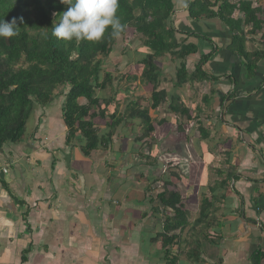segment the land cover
I'll return each mask as SVG.
<instances>
[{
  "label": "crops",
  "instance_id": "crops-1",
  "mask_svg": "<svg viewBox=\"0 0 264 264\" xmlns=\"http://www.w3.org/2000/svg\"><path fill=\"white\" fill-rule=\"evenodd\" d=\"M187 1L173 0L172 20L176 37L197 47L185 58L188 75L201 55L211 54L202 67L208 77L181 86L167 77L168 94L188 115L170 112L168 103L157 107L156 129L142 144L160 154L133 169L130 123L118 126L111 151L84 156L78 141L64 142L63 97L36 107L21 139L0 151V264H264V24L255 34L241 25L245 50L261 53L248 73L230 49L228 26L192 20ZM240 3L232 18L242 21ZM129 82L120 81L119 94L148 96L139 79ZM164 140L170 143L162 151ZM164 179L186 214V225L167 235L166 213L153 212L157 201L146 203L143 195L145 180L162 191Z\"/></svg>",
  "mask_w": 264,
  "mask_h": 264
},
{
  "label": "trees",
  "instance_id": "trees-1",
  "mask_svg": "<svg viewBox=\"0 0 264 264\" xmlns=\"http://www.w3.org/2000/svg\"><path fill=\"white\" fill-rule=\"evenodd\" d=\"M239 1L188 0L185 10L192 20H218L227 25L233 33L230 49L244 60L250 73L261 53L245 50V33L241 25L250 26L246 34H255L264 24V6ZM239 3L244 14L242 21L232 18ZM67 7L60 0H0V20L15 18L19 25L17 36L0 37V151L5 144L21 139L36 107L49 104L58 95L63 97L64 142L69 145L78 141L84 156L100 149L111 151L115 128L128 123L140 129V135L134 140H144L156 129L152 114L165 103L170 112L188 115V109L179 102L176 94H168L159 88L161 69L155 59L168 54L172 60H178L174 86H181L186 81L208 77L202 67L211 54L201 55L193 73L188 75L185 58L196 53L197 47L176 37L179 29L172 20L173 0H119L117 16L124 28L118 36H112L109 27L98 42L64 41L52 36L53 26ZM21 18L23 23H20ZM132 33L140 35L147 50L136 61L137 69H130L132 73L122 77L103 71V57L109 56L118 41ZM138 79L148 96L129 100L127 95L119 94L120 81ZM57 88L61 93L56 92ZM108 90L110 92L104 95ZM119 95L124 102L120 101ZM79 99L84 102L79 103ZM121 103L125 104L118 109ZM140 155L141 158L151 157L149 152L146 156ZM162 181V191L147 200L149 204L157 201L158 205L151 207L153 212L166 213L163 232L167 235L186 225V214L180 194L168 188L166 179ZM168 209H171V215H167Z\"/></svg>",
  "mask_w": 264,
  "mask_h": 264
},
{
  "label": "clouds",
  "instance_id": "clouds-1",
  "mask_svg": "<svg viewBox=\"0 0 264 264\" xmlns=\"http://www.w3.org/2000/svg\"><path fill=\"white\" fill-rule=\"evenodd\" d=\"M60 3L68 7L52 28V36L58 39L98 42L109 27L112 36H118L124 28L117 16L119 0H60ZM20 23H23L22 18ZM18 27L15 18L0 20V37L17 36Z\"/></svg>",
  "mask_w": 264,
  "mask_h": 264
},
{
  "label": "rangeland",
  "instance_id": "rangeland-1",
  "mask_svg": "<svg viewBox=\"0 0 264 264\" xmlns=\"http://www.w3.org/2000/svg\"><path fill=\"white\" fill-rule=\"evenodd\" d=\"M139 38H141L140 37V35H136V34H134V33H132V34H130L128 37H126V38H123V40H120V41H118V43L116 44V46H115V48L113 49V51L109 54V56H107V57H103V60H104V63H103V65H102V70L103 71H111V72H113V74L115 75V76H118V77H122L123 76V74H125V72L126 71H128V70H130V69H132V68H135V69H137V66H136V61L138 60V59H140L141 57H143L144 55H145V51H147L146 49H145V47H144V45L141 43V41H140V39ZM179 39V38H178ZM170 56L168 55V54H165L164 56H162V57H160V58H157V59H155V64H156V62H157V66L160 68V69H164V72L162 73V74H164L166 77H165V79H163L164 80V82H163V84H162V82H161V85L159 86V88H163L164 90H166L167 92H169L170 90H171V88H170V86H167V85H169L170 83H174V81L176 80V77H175V73H176V68L178 67V60L176 61V62H174V63H172V61L170 60ZM169 64H171V68H173V73L172 74H170L165 68H167L168 66H170ZM163 65V67L161 68V66ZM174 65V66H173ZM172 75V76H171ZM137 76V75H136ZM167 77H169V78H171L170 80H172V82H170V80L169 81H167ZM138 78V77H137ZM161 79V78H160ZM167 82H169V83H167ZM129 84H132V82H129ZM121 87H125V88H130L131 86L130 85H128V84H126V83H123V85H121ZM58 90L56 91V92H60V88H57ZM132 91H134V89H132ZM146 91V90H145ZM107 93H103L104 95L105 94H108V92H110V90H108V91H106ZM110 94V93H109ZM143 94H147L148 95V92L146 91L145 93H143ZM121 95L122 96H126L128 99H130L131 100V98H130V94L129 93H127V94H124V93H121ZM121 95H119V97L121 98L122 96ZM136 95L135 96H133L132 98H133V100H137V98H138V96L136 97ZM124 99L123 98H121V100L120 101H122V102H124L123 101ZM124 104L125 103H121L120 105H118V109H121L122 108V106H124ZM131 124V129H132V131H133V138L131 137V141L129 142V145H131V147L133 146V148L134 149H136V152H134V154H137L138 156L137 157H133V155H131L130 156V158L131 159H129L130 160V162H131V165H133V163L134 162H136V163H134L135 165H137L138 166V163H141L140 165L143 167V166H146V165H148L147 163H149L150 162V160H151V158L152 157H149V158H146V160L145 159H143V158H141V155L140 154H143V153H141V152H146V151H148L149 153H150V155L151 156H154V157H157L158 156V154H160V153H157L156 151L154 152L153 150H150V149H148V148H146V145L145 144H142V141H140V142H136L135 140H134V138H136L137 136H139L140 135V130H139V128H138V126L137 125H133L132 123H130ZM28 126L26 125V128H27ZM120 134V129H119V127H117V128H115V134ZM116 134V135H117ZM122 135V134H121ZM123 136H120L118 139H120V138H122ZM150 136H148V138H149ZM117 138V137H116ZM117 139V140H118ZM112 142L114 141L113 140V137H112ZM181 141V140H180ZM73 142V141H72ZM146 142V144L147 143H149V140H146L145 141ZM140 143V144H139ZM167 143H170V141H161L160 142V146H161V150L163 151V150H165V146H166V144ZM119 143L118 142H116V144L114 145V147L116 148V147H118L117 145H118ZM129 147H127V149H128ZM116 151H117V148L115 149ZM139 151H141V152H139ZM98 154H103V156H104V151L102 150V149H100V150H98ZM134 158H137V160L135 161V160H133ZM156 159V158H155ZM140 160V161H139ZM163 161H162V164L161 163H159L158 164V162L156 161V164H158L157 166L159 167V168H163V167H165L166 166V162H165V158L164 159H162ZM144 161H146V162H144ZM129 162V161H128ZM151 162H153L152 160H151ZM150 162V163H151ZM179 162V165L180 166H182L183 165V162H182V160H179L178 161ZM137 167H135V169H136ZM138 168H139V166H138ZM133 169H134V165H133ZM177 170L180 172V170L177 168ZM130 176H135V177H139L138 175H137V172L136 173H134V172H132V171H130ZM133 174H135V175H133ZM150 174V172L148 173V175ZM180 174H182L181 172H180ZM147 175V174H146ZM147 175V176H148ZM129 176V175H128ZM146 176V177H147ZM149 177V176H148ZM136 181H138V180H136ZM146 182H144L145 183V186H146V188H144V189H147L148 188V186H149V184H148V182L149 181H147V180H145ZM160 181V180H159ZM150 183V182H149ZM163 188V187H162ZM143 189V190H144ZM161 189L160 188H154V189H151V188H149L148 190H147V192H145L144 191V198H146V203H147V197H154L155 198V196H156V194L157 193H159V192H161L160 191ZM152 204V203H151ZM150 207V205L149 206H147V208H149Z\"/></svg>",
  "mask_w": 264,
  "mask_h": 264
}]
</instances>
